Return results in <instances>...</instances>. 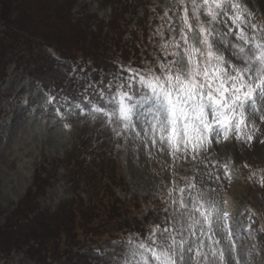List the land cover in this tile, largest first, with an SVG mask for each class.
I'll return each mask as SVG.
<instances>
[{"label":"rangeland","instance_id":"obj_1","mask_svg":"<svg viewBox=\"0 0 264 264\" xmlns=\"http://www.w3.org/2000/svg\"><path fill=\"white\" fill-rule=\"evenodd\" d=\"M55 1L58 5L50 8ZM128 1L24 0L15 8V13L37 17L59 7L61 19L55 18L53 23L59 22V26L47 33V40L66 51L63 54L66 60L77 58L86 61L87 66L103 67L110 66L108 60L114 57L121 60L134 57L139 59L136 69L156 68L154 63L163 56L152 62L148 52H139L142 44H136L135 37L124 34L123 12ZM150 1L161 11L159 17L153 16L158 19L156 30L149 33L160 50L158 30L164 39L178 36L183 8H191V5L178 4V0ZM238 2L247 9L244 17L250 21L255 16L264 24V0ZM68 21L65 32L63 29ZM64 23L67 24L59 31ZM228 24L231 25L230 20ZM170 26H174L175 31ZM215 27L227 31L223 25ZM230 38L235 41L234 36ZM41 41L18 44L14 49L16 62L0 64V74L4 75L3 79L0 75V228L7 221H29L31 230L39 233L38 223L33 226L30 221H51L53 224L58 218L64 219L69 209L81 205V199L89 204L84 205L83 212L97 216L105 202L101 201L105 190L121 204L132 206L135 212L147 209L146 197L159 196L170 207V212L174 199L177 200L175 207H179L181 196L192 197L195 201L188 200L190 209L192 203L197 202L220 216L226 208L230 213L228 221H223L230 226L228 231L214 229L208 236L201 237L204 243L201 251L207 255L206 262L201 257V264H236L235 258L240 264H264V121L260 119V111L241 132V139H237L235 131L229 133L227 140L223 132L218 136L213 132L195 149L192 144L187 148L181 144L175 151L167 144L154 145L152 134L142 130L146 127L142 119L134 118V124L140 127L129 128L99 116L93 119L90 97H86V105L79 108L73 107L76 102L72 100L65 101L61 108L52 104L36 77L42 76L45 81L52 82L60 79L68 63L64 59L53 61L54 49L40 44ZM218 47L231 58L230 50L222 45ZM142 54L144 59L140 57ZM76 80L84 88L88 82L84 76ZM101 90L96 88L90 95ZM108 99L106 94L97 105L111 108ZM144 110L146 108L141 109ZM86 161L99 163L96 167ZM95 168L108 176L103 184L97 185L100 195L96 198L87 182L99 178L93 176ZM90 199H94V205ZM110 208L115 209L117 216L121 214L118 205L110 203ZM38 211L42 213L36 219ZM196 216L199 218V213ZM140 218L139 215L136 221H126L119 232L114 233L124 237L120 242L133 236L135 222H148L145 217L142 221ZM247 220L253 221V227H248ZM74 222L71 235H62L63 241L69 242V248L73 252L81 251L88 264H116L123 251L113 243L118 240L107 239L108 234L99 236L98 245L92 248L79 229L85 221ZM89 222L99 227L97 224L105 221ZM110 224L116 226V221ZM196 231L199 235V226ZM26 243L33 244V241L28 238ZM27 244L20 249L12 247L10 251L0 248V264H44L37 258H30L31 253L26 254ZM62 248L56 249L60 255ZM97 248H105V252L97 254ZM114 249L115 257L112 255Z\"/></svg>","mask_w":264,"mask_h":264},{"label":"snow or ice","instance_id":"obj_2","mask_svg":"<svg viewBox=\"0 0 264 264\" xmlns=\"http://www.w3.org/2000/svg\"><path fill=\"white\" fill-rule=\"evenodd\" d=\"M178 4H190L191 8H183L178 36L164 39L158 30L163 54L156 65L159 71L152 66L122 69L127 77L113 76L107 93L103 89L96 93L101 100L107 94L111 108L93 103L92 118H106L125 128L140 127L134 118L142 119L146 125L142 130L152 134V143L167 144L174 151L181 144L185 148L192 144L195 149L213 132L217 136L223 132L227 140L235 131L241 139V132L258 110L264 121V25L250 23L244 17L247 9L238 0H178ZM233 36L235 41L230 38ZM218 45L230 50L231 58ZM89 88L92 85H86L84 93ZM188 200L195 198L181 196L179 207H175L174 199L172 212L165 209L162 224L155 225L147 237L114 241L123 249L116 264H189L190 260L191 264H201V257L206 262L201 237L214 229L228 231L230 226L223 223L228 214L220 216L197 202L190 209ZM116 254L114 249L113 257ZM220 256L222 259L223 252Z\"/></svg>","mask_w":264,"mask_h":264},{"label":"trees","instance_id":"obj_3","mask_svg":"<svg viewBox=\"0 0 264 264\" xmlns=\"http://www.w3.org/2000/svg\"><path fill=\"white\" fill-rule=\"evenodd\" d=\"M23 1L0 0V64L4 63L3 59L6 56H11V53L14 49H16V46L18 44H29L32 40H42L41 44L52 45V43L47 40V33L52 32L59 26V22L53 25V23L55 22V18L61 19V12L59 7L55 8L53 11L49 9V11L42 13L37 17L22 14L21 12H19V7V13H15V8L18 5L20 6V3ZM53 4L58 5L57 1H55L51 4L50 8H52ZM142 6L147 7L146 4H142L138 2V0H131V2L127 3V5L125 6V11L123 12V27H126L134 17L140 14ZM67 23L68 25L63 29V31L65 32L68 30L69 21ZM67 23L62 24L58 30L60 31L62 27H64ZM143 24L144 23L140 21V26H138V24H135L132 28L128 27L127 29H125V32L130 31L131 33H129L131 36H138V38H141L143 33L146 31ZM35 36L37 37L35 38ZM135 43L137 44V40L135 41ZM55 49L60 54L62 52H66L56 45ZM76 50L77 52L79 51V49ZM74 59L75 60L73 61V65H77L78 67H87V65H85L86 61L78 60L77 58ZM129 61V57L124 60L116 57L111 58L110 60H108L110 67L108 68L107 65H104V68L98 67V70H93L89 76L91 78L87 77L88 82H91L92 86L108 84V82L113 79V75L111 74L114 73L110 70H112V68H116L119 63L121 65H126ZM69 74L70 71H65L64 75L60 79H56L53 82L45 81L42 76L37 78L40 79V83L45 87V89L50 93L52 97H59L62 95L65 97L78 96L79 94L77 90V80L76 78L71 76V74ZM88 82L86 83V85L88 84ZM86 163L88 165H96L99 162L86 161ZM92 173L94 174L93 176L95 178H99H96L95 180L90 179L87 182L91 185L94 193V198H96L99 194L97 185L103 184V179L108 178V176L98 168H95ZM109 194L108 191L105 190L102 196L101 201H105L103 202L104 205L101 206L100 214L102 215L99 214L96 216L92 213H84V205L89 206V204L81 199V205H78L76 208L74 206L72 209H69L68 211L70 212L64 219L58 218L57 221H55L53 224L51 221H30L31 225L33 226L38 223L39 228L37 230L39 231V233H37L36 230H31L32 227L28 226L29 221H7L5 225L0 228V248L6 249L8 251H10L12 247H14L15 249H20V247H23L27 244V239L31 238L33 244L35 243L37 246L34 247L33 244H27L28 248L26 250V254L31 253L30 258H37V260L42 261V263L44 262V264H48L46 261L47 259H51V261L55 262L57 252L55 251V249H53V247L58 248L60 246H64L67 249L66 256L58 258V260H61L63 264H88V262L85 261L83 254L76 251V253L79 254L75 257L72 256V253L70 254V251L68 250V242L65 241L63 243L61 241L63 233L66 236L71 235L72 230L75 228L74 221H85L82 225L79 226V229L83 234V239L88 242L96 243L99 236L108 234L107 239H109L112 233L119 231L123 227V225L126 224V221H128V215H131L132 212H134V216L131 215L132 218H130V220H134L135 216L138 218V216L140 215L141 218L139 221H142L144 217L148 221L151 216V213L142 211L140 209L135 212V210L132 209V206H128L127 203L125 205L121 204L116 197L113 199L112 195ZM89 202L94 205V199H90ZM110 203L118 205L119 209L121 210V214L119 216L116 215L114 208H110ZM133 206H135V204ZM41 213L42 212L39 211L37 212L38 216H36V219H39L41 217L39 216ZM89 221H105L106 224H97L99 227H96V225L92 223L90 224ZM112 221H116V226L110 224V222ZM134 226L138 231L136 225ZM20 229L22 230V232H17ZM142 230L144 229L142 228ZM141 232L142 235L147 233V231Z\"/></svg>","mask_w":264,"mask_h":264}]
</instances>
